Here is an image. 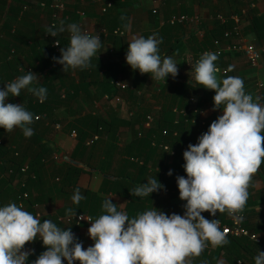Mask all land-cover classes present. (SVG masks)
Instances as JSON below:
<instances>
[{
    "label": "clouds",
    "instance_id": "9594fccd",
    "mask_svg": "<svg viewBox=\"0 0 264 264\" xmlns=\"http://www.w3.org/2000/svg\"><path fill=\"white\" fill-rule=\"evenodd\" d=\"M220 15L224 16L219 14L218 17ZM121 19L126 18L122 16ZM124 28L129 30L130 24L125 23ZM65 31L70 33V44L61 48L60 58L53 57V60L63 66L64 72L90 68L92 58L102 47L100 36L82 32L77 23H70L65 28L63 21L59 26L53 24L45 33L56 37ZM161 42L155 34L147 38L133 35L125 59L133 71L138 70L141 75L148 74L152 80L166 83L167 77L175 78L179 70L171 57H161ZM55 43L59 45L57 40ZM217 59V53L205 52L194 65L192 80L197 87L215 92L213 110L222 109L223 114L211 122L196 144L190 143L183 152L186 177L176 178L179 199L186 201L183 215H167L152 207L129 218L125 212L118 211V205L112 203L111 198H105L102 204L105 214L93 218L94 221L91 217L86 218L91 225L88 235L94 243L85 249L71 228L61 229L47 219L41 222L18 206L20 192L28 190L25 183L19 190L17 204L0 207V264H27L32 251L25 250V245L37 239L42 241L46 251L32 264H63L65 260L67 264L76 261L79 264H192V260L209 245L216 248L228 244L227 230L220 229L219 220L206 219L202 213L209 212L212 216L217 212L226 213L237 222L243 220L240 214L249 199V189L255 187L254 176L264 164V105L259 102V97L254 101L253 96L245 92L242 78L218 79ZM37 76L28 71L0 89V128L5 132L19 128L26 138L34 135L30 127L34 122L33 114L23 104L7 103L6 98L19 97L21 91L26 90L43 102L47 98V89L35 86L39 84ZM14 155L18 157L19 151ZM13 167L19 174H28ZM9 168L3 175L15 177L8 174ZM162 188L155 177L134 187L130 193L140 198L150 197ZM84 198L77 188L71 199L78 205ZM31 199L26 201V208ZM66 215L75 216L76 212L69 208ZM254 259L255 264H264V252L259 251Z\"/></svg>",
    "mask_w": 264,
    "mask_h": 264
},
{
    "label": "crops",
    "instance_id": "0c3cea01",
    "mask_svg": "<svg viewBox=\"0 0 264 264\" xmlns=\"http://www.w3.org/2000/svg\"><path fill=\"white\" fill-rule=\"evenodd\" d=\"M9 1L10 0H8V3ZM38 1L39 0H15L16 6L24 3L30 14L28 19L25 20L17 21L14 18L8 20V23L14 30H19V34L30 37V35L34 36L36 33V38H39L48 28V15L42 12V10H37ZM63 1L67 3L68 10H70V17L68 16L69 18H67L64 24L65 28H67V25L70 23H77L81 28L87 27L95 31L104 26L103 22L106 21L104 19L106 15L113 14L118 19H121L122 16L125 17L129 13L130 29L125 31L123 37L124 46L127 47L133 35L147 38L148 36L155 34L156 38L160 39L159 36L162 25L166 22L167 15L165 14H167L166 12L168 11H170V15L199 14L201 16V23H211L218 18L219 14L231 15V19L229 20L234 22L233 29L238 25L244 35V39L247 42L261 43L264 41V23L261 27H257V29H253V25H251L254 15L258 13L264 14V0H120L119 2H121V6L116 5V3H118L117 0ZM108 3H112L113 5L108 6ZM104 7L107 8L106 11L103 10ZM155 9H157L158 12H154ZM183 9H186L187 12H179ZM232 16H239L241 22L238 24L235 19H232ZM183 26L184 30L180 29L178 32L181 45L178 44L169 56L177 63L179 70L177 76L189 80V78L194 76V64L191 61L190 53H194V55L198 53L195 50L197 46L195 45L193 36L200 40V35L198 34L197 25ZM211 27L212 26H209V28ZM62 34L68 36L70 39V33L68 31L63 32ZM163 41L167 40L163 39ZM101 44L102 47L96 56L103 58L105 61H108L107 59L109 58H121L124 60L126 69L128 71L132 70L126 63L125 57L127 51H118V45L116 46L115 42L111 40L110 37L105 39L103 43L101 42ZM164 44H159L160 52L164 51L161 55H165V51H167L170 46V44ZM111 47L115 48V54L110 52ZM30 52L31 49L24 46V51H20L18 56L23 60L25 54L29 56ZM224 57L227 59V64L229 66V76L242 78L244 81L245 92L247 94H251L254 101L257 97H259V102L264 105V55L261 58L259 65L256 67L251 66L242 53H227ZM93 65L98 71L99 67L96 65L95 61L93 62ZM78 70L80 73V69L72 70L70 73L71 77L75 79L76 84L80 83V76L77 74ZM28 71L38 74L37 70L33 67H29L28 65L26 70H22L20 72L22 73L21 75H24ZM21 75H15L12 81ZM119 76L122 77L124 82L130 85L132 79L128 77L127 74L124 76L120 73L118 74V77ZM221 76L222 75L217 74L218 79L225 78ZM168 77L172 78L171 75ZM42 78V75L38 74L37 82ZM87 82L88 81H85L84 83L87 84ZM161 82L162 84L165 83V81ZM158 83L159 81H155L153 85H158ZM149 89L152 88L150 87ZM149 91L146 96L150 95ZM125 92L118 91V93L123 95V101L116 103L111 99L105 98L106 95H109L108 93H105L100 97L99 94H97L96 89L93 87V84L87 86L86 88H82V91H80L73 100L69 102L62 101L61 104L58 105L55 115L60 121L56 124L49 122V120L46 119V116L41 117L40 114L34 115V113H32L34 122L30 125V127L33 129L34 135L30 138H26L23 135L22 130L19 128L14 129L10 133L5 132L4 129L0 128V130L3 131V140L1 141H3L2 143L5 147L13 148L15 151H19L20 153L18 157L14 155L10 161L16 160L21 162L23 160L21 165L29 163L28 174H18L17 176L10 178L8 182L12 191L15 190L16 192L20 190L23 182L26 183L25 187H27L31 192L32 199L29 201L25 211L30 212L34 216L37 212H40L42 214L40 218L41 222L47 219L56 223L61 229L66 230L71 228V231L74 233L75 237L78 238V241L82 242L85 249L92 246L94 243L88 235V228L91 225L88 222H82L81 224L66 223L64 218L69 216L66 215L67 209H73L76 214L84 212L90 213L91 211V214L93 213V215L100 216L105 214L102 209L104 199L111 198L112 203L118 205V211H123L128 215V204L131 199L127 196V194H121L122 191L125 192L126 184L124 180H121L122 178L118 179V174L124 175V173L127 172V174L130 175L132 173V176L135 178L140 177L139 169L131 167L127 168L124 160L135 156L134 154H130L136 153V149L133 148L134 144L132 143L136 141L137 138L139 140L138 133L142 130L143 119L139 121L138 119L136 120V118H130V116H132L130 114L134 115V110L131 111L129 107L130 105L134 107L135 103L132 104V100L125 97ZM61 93H65L62 88ZM148 96L147 98L149 100L147 103L151 105L152 100ZM36 98V96L28 93L26 90H22L19 97L9 96L6 98V102L23 104L26 110L30 111L27 102L29 99L34 100ZM183 106L180 105L178 108L179 110L177 111L175 108V113L177 114L181 112L182 109L180 107ZM213 112V107L211 105H206L205 115L209 121L208 124L215 120ZM221 113L223 114L222 109ZM85 114L101 117L105 121H110L111 118H119L128 123L121 124L119 126L116 134V140H114V142L110 138L112 137V132H109L111 135L110 137L108 136V133L103 134L101 139L93 146H90L88 150L78 153L77 156L79 158L75 159L88 164L90 167L94 168L95 171H87L83 169L77 177L78 179L75 186L64 185L62 184L63 174L67 169V165L64 163L68 162L63 161L60 158L55 160L53 157L56 154L60 155L61 153H67L69 156L74 158V154H76L75 148L77 146V138L71 135V128L73 123L76 122V119H78L80 115ZM36 116H39V118L36 119ZM58 125H60V127H58ZM111 141L112 143H110ZM114 147L116 150L113 149ZM51 148L52 150H50ZM47 149L49 150L48 153L45 152ZM114 151L115 153L118 152L117 156L115 155L114 160L110 161L109 159L110 157L112 158L111 154ZM157 151L156 153L154 151L155 155H153V157L155 159L160 157L158 161L162 165L164 163L169 164L173 160L181 158V153H178L174 156L176 158L173 157L171 161L166 154H161L159 150ZM36 153H40L41 155L46 154V156L43 157L41 162L32 166L31 160L36 157ZM104 160L105 163L108 160L110 161L105 164L107 172L97 168L102 165ZM86 161H89V163ZM37 169L41 170L42 177L40 180H38L39 177L36 174ZM4 177L5 176L2 174V178ZM254 181L255 187L249 189L250 196L245 206V211H247L248 214V221L252 227H256L258 225L261 226L264 223V164L261 165L257 174H255ZM117 185H119L118 188L120 189L117 192H112V189L116 188ZM77 188H79L81 195L85 197L78 205L73 204L71 199L75 189ZM85 190L91 191L92 194L88 195L83 192ZM93 194H95V196ZM158 196V202L152 204L150 210L154 207L167 215H171L173 213L179 215L184 214L185 209L183 206L186 201H181L179 199L178 188L176 191H169V193L165 192V190H161ZM9 203L17 204V196L10 193L7 188L0 187V207ZM131 214L138 215L140 213L138 210H133ZM205 214H207V212L202 213L203 216H205ZM259 228V233H261L264 238V228ZM250 245L254 253L250 252L248 256L251 255L253 258V254H256V257L259 251L264 252V243L259 245L258 249L251 243ZM243 249V245H239L237 243H235V245H224V249H222V251H219V247L213 248L209 245L204 249L199 257L192 260V264H236V256L233 255L235 253L239 254L240 251V254L243 255L245 253ZM25 250L32 251V254L28 257L27 261V264H32V261H34L43 251H46V248L43 246L42 241L37 239L32 243L26 244ZM237 259L238 261L241 260L239 257ZM194 260L196 262H194ZM63 264H67V261H63Z\"/></svg>",
    "mask_w": 264,
    "mask_h": 264
},
{
    "label": "trees",
    "instance_id": "16d2710c",
    "mask_svg": "<svg viewBox=\"0 0 264 264\" xmlns=\"http://www.w3.org/2000/svg\"><path fill=\"white\" fill-rule=\"evenodd\" d=\"M118 3L116 5L121 6L120 0H117ZM37 4V10H42L46 15H48L47 20V27H51V23L54 21L56 22L55 25L59 26L60 22L63 21L65 24V21L67 18L70 17L68 10V5L66 3L67 8L65 9V13H63V16L61 20H58V18L54 17L52 14V9L47 7H42L40 4V0ZM15 0L11 1V4L9 6L8 15L6 18L5 23L2 25L0 29V89H4L6 87V84L8 82H12V79L17 74H22L20 71L26 70L27 65L29 67H33L35 70H37L39 75H42V79L39 80L37 83L38 85L35 86H42L47 89V98L41 102L39 98L36 99H29L28 100V106L30 108V112L36 114H40L42 116H46V119L49 120V122L56 124L59 122V118L56 117L55 111L58 108V105L61 104L62 101L69 102L76 97L80 91H82V88H86L87 86H90L93 84V87L96 89L97 94L99 96H103L105 93L113 96L115 94H119L118 91H120L113 83L112 80L114 77H118V74L122 73L124 76L127 74L128 77L132 79L128 89L125 92V97L127 99L132 100V104L135 103L134 107L130 105L129 109L132 111L134 110V115L130 116L131 119L136 118L139 121L142 120V118L145 114V116L148 114V108L145 107V105L148 102V98L146 96L147 92L149 91L152 94H157L158 99L156 98V103H153L149 107H152L149 113L154 115V123L153 127L146 131V135L142 138H137L136 141H134L132 144L133 148L136 149V153H130L131 155H135L132 157H139L143 160V163H138L136 161L130 160L126 158L125 164L127 168H135L139 169L140 177L135 178L133 177L132 173L127 174V172L124 173V175L118 174V179L122 178L121 180H124L126 184V190L125 192L122 191L121 194H127L128 197H130L131 201L128 204V216L130 218H133L137 215L131 214L133 210L137 211L141 214L146 210H150L152 204L157 203L159 200V193L161 190L169 189L170 192L172 190L176 191L178 188L176 178L178 176H185L183 165L185 163L183 159V147H188V145L196 144L198 142V137L206 132L210 126L209 121L205 126H202L200 124L193 123L192 119L199 118L197 113L190 112L188 114V106L190 104V98L194 95L198 96V104L200 109H204L206 105H211L213 107V97L215 95V92L212 90L204 89L203 87H197L196 85L190 84L188 82H180L177 80H174L170 77H167L166 83L162 84L160 81L158 83V86H154L152 83L151 76L148 74L141 75L138 70L134 71L130 70L128 71L126 69L124 60L121 58L113 59L109 58L108 61H105L103 58L99 56H94L91 60V67L79 70L77 71V74L80 76V83L76 84L75 79L71 77L72 70L69 69L67 72L63 71V66L59 63H56L53 60V57L60 58L61 51L56 52L55 48L53 47V40L50 38L45 37V33L39 37L36 38V33L33 35H30V37H27L25 35L19 34V30L17 31L13 29V27L8 23V20L11 18H14L15 20H25L28 19L29 11L25 4H19V6H16ZM113 5V4H112ZM8 6V0H0V23L3 19L5 10ZM172 11V10H171ZM187 12L186 9L180 10L179 12ZM177 12V11H175ZM166 22L162 25L161 33H160V40H162V44L166 43L167 45L170 44L169 49L165 51V55H161L164 51L160 52V55L163 56H169V54L172 52V50L178 45H181L180 38L178 37V32L181 30H184L183 24H177L172 25L169 23V18H171L173 15H170V11L166 12ZM169 13V14H168ZM127 15V14H125ZM176 15V14H174ZM180 15V14H179ZM69 16V17H68ZM226 17L225 21H222L220 17L216 18L212 23L208 22H202L198 26V31L200 29H203L205 31V37L201 41L197 37L193 36L196 47V52H199L202 48L207 46H213V42L215 39H225L226 32L228 30H232L234 26V22L229 20L231 19V15H224ZM129 17L130 14L128 13L127 16H125V20L118 19L115 15H106L104 19L106 21L103 22L104 26L110 29L112 32L115 28L121 27L120 29L125 30L124 25L125 23H129ZM169 17V18H168ZM108 18V19H107ZM168 18V19H167ZM233 19V18H232ZM69 20V19H68ZM264 21V14L258 13L253 16L252 18V24L253 29H257V27H261L263 25ZM209 26H212L209 28ZM81 28V27H80ZM101 28V27H100ZM99 28V29H100ZM82 29V28H81ZM97 29V30H99ZM95 30V31H97ZM94 31V30H92ZM61 43V48H66L70 44V39L68 36H65L62 33H59L56 36ZM119 37V38H118ZM106 38L103 37L101 39V42ZM110 39L113 40L118 45V51H127V46H124V39L123 36H115L110 35ZM163 39L167 41H163ZM262 41V40H261ZM31 42V43H30ZM164 42V43H163ZM120 44V46H119ZM165 45V44H164ZM24 46L26 48H30L31 52L30 55H26L24 59L22 60L18 55L20 51H24ZM60 48V50H61ZM117 48V47H116ZM120 49V50H119ZM115 54V53H114ZM226 54L219 56L217 61L215 62L216 65H219L221 67H225L229 70V66L227 64V59L224 57ZM200 58L198 55H193L192 62L195 65L197 60ZM95 61L96 65H98V71L95 69L93 62ZM230 71V70H229ZM121 76V75H120ZM229 75L221 76V77H227ZM193 77L189 78L192 80ZM83 81V82H82ZM88 81L87 84L84 82ZM195 82L194 80H192ZM85 84V86H84ZM151 84V86H150ZM153 85V86H152ZM152 89H149V88ZM61 88L64 89L65 93H61ZM64 95V96H63ZM63 96V97H62ZM170 97L171 101L164 103L162 101V97ZM164 99V98H163ZM181 102V104H180ZM181 109L187 111V114L183 113H175V108L178 109L179 106ZM159 106L160 109L157 108ZM133 107V108H132ZM142 108L144 112L139 111ZM154 108V110H153ZM179 110V109H178ZM214 119H216L218 116L213 112ZM144 116V117H145ZM146 118V117H145ZM144 118V119H145ZM143 119V120H144ZM128 123L125 120L119 119V118H111L110 121H105L101 117L91 115V114H85L80 115L78 119H76V122L73 123L71 131L76 130L77 131V146L75 148L76 154H74V158H79L77 156L78 153L82 151L88 150L90 146L93 145H87V140L95 133H99L101 136L103 134H106L109 132H112V137L109 134L108 136L114 140H116V134L118 132L119 126L121 124ZM3 129V128H1ZM167 129L168 133L166 135L163 134V130ZM157 140V143H167L172 146L175 150H177V153H181V158H178L176 160H173L171 163L163 165L160 164L158 161L160 157L155 159L153 157L154 151L156 153L157 150L161 152V154H165V151H163L161 148L153 146L152 140ZM3 131L0 130V140H3ZM112 141L110 143H112ZM3 142V141H2ZM116 150V148H113ZM157 149V150H156ZM52 150V148L50 149ZM46 153L49 152V150H45ZM158 152V151H157ZM117 153L112 152V158L110 157V161L114 160L115 155L117 156ZM0 154H1V160H0V187L7 188L10 193H13L17 196L19 195V191L16 192L15 190L12 191L9 185V179L11 177H4L2 178V174L7 171V169L10 166H15L17 170H19L21 162L19 161H10L12 157L15 154V150L13 148H6L3 143H0ZM110 154V153H109ZM122 154V153H121ZM28 155V154H27ZM46 156V154H40L36 153V157L33 158L32 166L34 164H38L42 161L43 157ZM176 158V157H174ZM107 162H110V161ZM89 163V161H86ZM106 162V163H107ZM105 160L102 163V165L98 166L97 168L99 170H102L104 172H107V168H105ZM67 165V169L63 174V182L64 185H70L75 186L77 182V177L79 173L83 170L80 167H76L72 164L64 163ZM169 171L172 172V175H168ZM109 172V171H108ZM19 174L18 171H16V176ZM21 174V173H20ZM36 174L39 177L38 180L41 179V170L37 169ZM4 176V175H3ZM158 180L160 184L163 185V188L157 192H154L150 195V197H136L132 196L130 193L134 187L138 186L141 183H147V180L149 178H155ZM118 181V180H117ZM40 183V181H39ZM124 185V184H122ZM119 185H117L116 188L112 189V192H117L120 188H118ZM15 192V193H14ZM85 193L92 194L91 191L85 190L83 191ZM83 194V193H82ZM84 195V194H83ZM95 196V194H93ZM79 212V211H78ZM245 218H244V224L250 229H253L257 232H259V227L264 228L263 225H258L256 227H252L250 225V222L248 221V214L247 211L245 212ZM91 214V211H90ZM94 219L98 218V215L91 214ZM206 219L212 220V219H218L222 220L223 222H228L227 220V214H220L217 212L216 216H212L209 212L205 214L204 216ZM227 239L229 241L228 244L235 245V243L239 245H243L245 253L242 255L240 254H234L233 256H236L235 262L238 264V257L242 260V264H255V255L253 254V258L251 255L248 256L250 252H253V249L250 245V243L255 246V248H259V246L248 239V237H234V236H227ZM227 244V245H228ZM226 248V246H225ZM224 249V246L219 247V251H222ZM232 250V248H231ZM194 262H196L194 260ZM202 264V263H201Z\"/></svg>",
    "mask_w": 264,
    "mask_h": 264
},
{
    "label": "built area",
    "instance_id": "2783aa9c",
    "mask_svg": "<svg viewBox=\"0 0 264 264\" xmlns=\"http://www.w3.org/2000/svg\"><path fill=\"white\" fill-rule=\"evenodd\" d=\"M40 4L42 7L48 6L49 8H51L52 14L54 15V17L58 18V20H61L63 13H65V9L67 8L66 3L63 0H40ZM111 5H112V3H108V6H111ZM106 9H107L106 7L103 8L104 11H106ZM154 12H158V10L155 9ZM219 17L222 19V21L226 20V18L222 15H220ZM232 18L235 19L238 24L241 22V19L239 18V16H232ZM169 23H171L172 25L183 24V25H197L198 26L199 24H201V16L199 14H195V15H188V14L173 15L171 18H169ZM53 24H56V22L54 21L53 23H51V26ZM81 30H82V32H86V33H89L91 35H99L100 40L103 37H105L107 39L110 37V35L124 36V34H125V31L120 29V28H116L112 32L107 27H101L97 31H92L91 29H89L87 27H83ZM198 34L200 35L199 36L200 40H203V38L205 36V32L202 30H199ZM225 35H226L225 39H215L213 42V46L204 47L199 52L200 57L205 52L217 53L218 57L222 56L224 54H227V53L233 54V53L237 52V53H242L244 55V57L246 58L247 62L251 66L256 67L259 65L261 58L264 55V41H262L261 43L247 42L244 39V35L242 34L241 29L238 25L234 29L228 30ZM45 37L52 39L53 40V47L55 48L56 52H60V48H61L60 40L57 37H52L51 35H48V34H46ZM56 40L59 42L58 46L55 43ZM110 52L114 53L113 47H111ZM216 67L218 69L217 74H221V75H228L229 74V70L227 68L221 67L219 65H216ZM112 83L121 92H125L129 87V84L124 82L122 77H120V76L114 77L112 80ZM105 98L111 99V100L115 101L116 103H120L123 101V95L121 93L115 94L113 96L106 95ZM190 101L191 102L188 106V114L190 112H194V113H197L199 116V118L194 117L192 119L193 123L205 126L207 124V117L205 115V109H200V107H199L198 96L193 95L190 98ZM177 110L178 109H176V111ZM180 113L187 114V111L182 109ZM130 115H133V114H130ZM38 118H39V116H36V119H38ZM153 123H154V116L152 114H148L146 116L145 120L143 121L142 130L139 131L138 137L139 138L144 137L145 136L144 131L151 129L153 127ZM58 127H60V125H58ZM167 133H168V130L164 129L163 134L166 135ZM71 135L74 137H77V131L73 130L71 132ZM99 138H100V135L98 133L93 134L87 140V145L95 143ZM0 143H2L1 140H0ZM152 145L161 148L163 151H168L165 153L168 155V157L171 159V161H172V158L177 153V150L172 148V146L170 144H167V143L159 144V143H157L155 136H154V139L152 140ZM185 150H187V147H183L182 151L184 152ZM54 158L58 159L59 155L56 154L54 156ZM130 160L136 161L138 163H143V160L139 157H131ZM28 170H29V163H25L24 165H22L20 167V172H22V173H28ZM15 173H16V170L14 167L9 168L8 174L12 175ZM23 186H25V182L22 183V187ZM165 192L169 193V189H166ZM19 198L20 199L18 202V206H22L23 210H25L26 209V201H28L31 198L30 191H28L27 189L22 190L20 192ZM41 215L42 214L40 212H37L35 216H37L40 219ZM240 215L243 216V220L240 222L235 221L230 216L227 217L228 222H223L222 220H219L220 229L222 231L227 230V236L248 237L250 240L254 241L256 244H263L264 240H263V237L260 235V233L255 232L252 229L245 226V224L243 222L245 215H246L245 210ZM81 217H84V219H82ZM88 217H91L93 220V217L90 213L84 212V213H77L75 216L74 215L73 216H67L64 218V221H66V223H68V224H81L82 222L90 223L86 219ZM238 263L241 264L242 261L239 260ZM75 264H79V262L76 261Z\"/></svg>",
    "mask_w": 264,
    "mask_h": 264
},
{
    "label": "water",
    "instance_id": "95a60500",
    "mask_svg": "<svg viewBox=\"0 0 264 264\" xmlns=\"http://www.w3.org/2000/svg\"><path fill=\"white\" fill-rule=\"evenodd\" d=\"M11 1H12V0L9 1L8 6H7L6 10H5V13H4V16H3V19H2V21H1V23H0V29H1L2 25H3V24L5 23V21H6V18H7V15H8V11H9V6H10V4H11ZM172 79L177 80V81H180V82H188V83H190V84L195 85V82H193V81L190 80V79H189V80H188V79H183V78H180V77H178V76H176L175 78L172 77ZM215 111H216V113L218 114V116L222 115V113H221V109H216ZM59 158L62 159L63 161H66V162H68V163H70V164H72V165H74V166H76V167H80V168L85 169V170H87V171H95V169L92 168V167H90L88 164H86V163H84V162H82V161H79V160H77V159H75V158L69 156L67 153H61L60 156H59ZM101 172H102V171H101Z\"/></svg>",
    "mask_w": 264,
    "mask_h": 264
},
{
    "label": "rangeland",
    "instance_id": "374dc122",
    "mask_svg": "<svg viewBox=\"0 0 264 264\" xmlns=\"http://www.w3.org/2000/svg\"><path fill=\"white\" fill-rule=\"evenodd\" d=\"M119 38V37H118ZM114 50H115V48H114ZM190 54H192V53H190ZM156 82H158V81H156ZM160 82V81H159ZM155 83V81L153 80V84ZM156 86H158V85H156ZM148 96V95H147ZM153 102H151V105L153 104V103H156V98L158 99V95L155 93V94H152V93H150V95L148 96ZM164 98V99H163ZM162 101L164 102V103H166V102H170L171 101V99H170V97H162ZM150 106V104L149 103H147L146 105H145V107L146 108H148V114H150L149 112H150V110L152 109V107H149ZM159 106H157V108H158ZM153 110H154V108H153ZM139 111H142V112H144V110H142V108L139 110ZM147 114V115H148ZM146 115V116H147ZM144 116H145V114H144ZM142 117V118H140V119H144L145 117ZM161 161V160H160ZM164 161H165V159H164ZM166 199V198H165Z\"/></svg>",
    "mask_w": 264,
    "mask_h": 264
}]
</instances>
